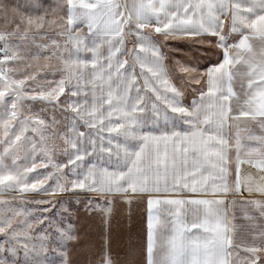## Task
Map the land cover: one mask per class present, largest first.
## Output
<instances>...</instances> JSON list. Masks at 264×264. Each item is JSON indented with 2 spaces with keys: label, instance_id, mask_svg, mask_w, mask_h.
Listing matches in <instances>:
<instances>
[{
  "label": "snow or ice",
  "instance_id": "snow-or-ice-1",
  "mask_svg": "<svg viewBox=\"0 0 264 264\" xmlns=\"http://www.w3.org/2000/svg\"><path fill=\"white\" fill-rule=\"evenodd\" d=\"M82 196L147 198L146 264H264V0H0V264H115Z\"/></svg>",
  "mask_w": 264,
  "mask_h": 264
},
{
  "label": "rangeland",
  "instance_id": "rangeland-1",
  "mask_svg": "<svg viewBox=\"0 0 264 264\" xmlns=\"http://www.w3.org/2000/svg\"><path fill=\"white\" fill-rule=\"evenodd\" d=\"M11 2L15 3L16 0H11ZM45 2H50V0H45ZM169 43L181 49L180 52L174 54L176 59L185 58L186 54H196L190 51V47L185 41H170ZM188 99L190 100V97ZM29 196L31 199L40 198L35 194H29ZM96 199L99 200L98 197ZM81 201V204L76 206L77 212L74 218V223L81 237L79 246L75 249L78 259L81 258L79 256H84V254L95 253L102 245L106 244L109 237L111 238V253L140 252L144 250L143 217L138 211L140 206L137 203H133L130 210L128 206L120 208L109 225L105 217L99 212L89 213L86 211L85 197L82 196ZM99 202L103 203V201ZM117 203L119 204L120 201H117Z\"/></svg>",
  "mask_w": 264,
  "mask_h": 264
},
{
  "label": "crops",
  "instance_id": "crops-1",
  "mask_svg": "<svg viewBox=\"0 0 264 264\" xmlns=\"http://www.w3.org/2000/svg\"><path fill=\"white\" fill-rule=\"evenodd\" d=\"M248 194L245 193L244 196L246 197ZM258 195V194H257ZM133 203H137V205L140 206L138 208V211L140 215L143 217V233H144V250L140 252H115L111 253L112 258L115 262V264H146V248H147V198L143 201L134 200ZM137 211V210H135ZM94 253L92 254H84V256L81 257V260H84L87 258L88 260H91L94 258ZM99 259V257H97Z\"/></svg>",
  "mask_w": 264,
  "mask_h": 264
}]
</instances>
